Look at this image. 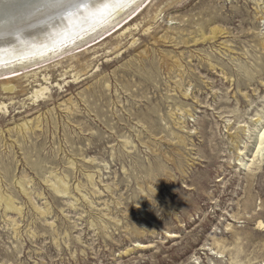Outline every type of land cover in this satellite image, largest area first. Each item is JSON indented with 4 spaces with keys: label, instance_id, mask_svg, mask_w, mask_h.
Returning a JSON list of instances; mask_svg holds the SVG:
<instances>
[{
    "label": "rangeland",
    "instance_id": "374dc122",
    "mask_svg": "<svg viewBox=\"0 0 264 264\" xmlns=\"http://www.w3.org/2000/svg\"><path fill=\"white\" fill-rule=\"evenodd\" d=\"M141 3L0 69V264L264 262V0Z\"/></svg>",
    "mask_w": 264,
    "mask_h": 264
},
{
    "label": "bare ground",
    "instance_id": "6f19581e",
    "mask_svg": "<svg viewBox=\"0 0 264 264\" xmlns=\"http://www.w3.org/2000/svg\"><path fill=\"white\" fill-rule=\"evenodd\" d=\"M141 4V0H32L25 6L29 7V11L23 15L14 18L0 16V69H13L15 65H25L29 62L30 66L40 65L47 59L64 53L69 47H75L79 41H85L91 33L96 34L100 31L107 33L111 27L122 23L126 16L122 17L121 21L118 19L123 13L129 11L133 5L138 9ZM223 31L215 27L211 30L210 36L203 35V38L204 40L216 39ZM262 48L264 49V42ZM44 79L48 80L47 76H44ZM4 87L7 91L15 89L14 85L7 82ZM48 88L43 86L35 90L33 97L37 99L42 97L47 93ZM5 107L1 104L0 110ZM27 125L28 122H25L21 126L27 129L30 127ZM258 140L256 154L264 155V126L259 132ZM58 185L56 191L60 194L64 191L65 183L60 182ZM9 197H5L0 191V202L5 203L7 209H12L13 199ZM257 225L258 228L263 227L264 221L259 220ZM216 253L224 252L218 250ZM260 263L264 264L263 261ZM194 264H200V262L197 261Z\"/></svg>",
    "mask_w": 264,
    "mask_h": 264
},
{
    "label": "water",
    "instance_id": "95a60500",
    "mask_svg": "<svg viewBox=\"0 0 264 264\" xmlns=\"http://www.w3.org/2000/svg\"><path fill=\"white\" fill-rule=\"evenodd\" d=\"M32 0H0V16L3 17H19L29 11V7H25Z\"/></svg>",
    "mask_w": 264,
    "mask_h": 264
}]
</instances>
